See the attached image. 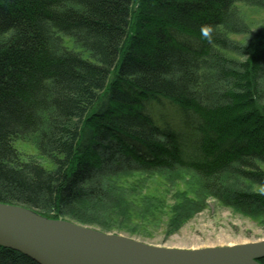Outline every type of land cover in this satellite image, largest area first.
Here are the masks:
<instances>
[{
  "label": "trees",
  "instance_id": "16d2710c",
  "mask_svg": "<svg viewBox=\"0 0 264 264\" xmlns=\"http://www.w3.org/2000/svg\"><path fill=\"white\" fill-rule=\"evenodd\" d=\"M256 11L264 0H0V202L148 237L213 201L264 228ZM0 264L36 263L0 247Z\"/></svg>",
  "mask_w": 264,
  "mask_h": 264
},
{
  "label": "water",
  "instance_id": "95a60500",
  "mask_svg": "<svg viewBox=\"0 0 264 264\" xmlns=\"http://www.w3.org/2000/svg\"><path fill=\"white\" fill-rule=\"evenodd\" d=\"M0 247L36 264H259L264 239L197 249L149 245L0 202Z\"/></svg>",
  "mask_w": 264,
  "mask_h": 264
},
{
  "label": "rangeland",
  "instance_id": "374dc122",
  "mask_svg": "<svg viewBox=\"0 0 264 264\" xmlns=\"http://www.w3.org/2000/svg\"><path fill=\"white\" fill-rule=\"evenodd\" d=\"M249 15L254 23L253 27H257L264 20V11L251 12ZM156 114L164 116L160 111ZM86 227L105 233L120 234L149 245L178 249L227 246L264 239V228L258 226L249 218L218 206L213 201L209 203L206 210L196 215L178 232L169 236L165 235L162 228L150 233L148 237H143L139 235L129 236L116 230V228L103 230L96 226Z\"/></svg>",
  "mask_w": 264,
  "mask_h": 264
}]
</instances>
